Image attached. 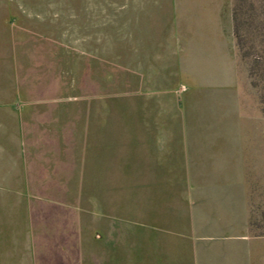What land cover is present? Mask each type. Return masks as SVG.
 Masks as SVG:
<instances>
[{
  "label": "crops",
  "instance_id": "1",
  "mask_svg": "<svg viewBox=\"0 0 264 264\" xmlns=\"http://www.w3.org/2000/svg\"><path fill=\"white\" fill-rule=\"evenodd\" d=\"M139 5L160 27L143 36L161 42L127 47L141 77L128 79L126 109L102 93L96 59L89 94L41 92L48 80L18 68L0 79V264H87L88 246L112 253L119 225L135 224L136 156L145 237L157 228L178 261L264 264L232 0Z\"/></svg>",
  "mask_w": 264,
  "mask_h": 264
},
{
  "label": "rangeland",
  "instance_id": "2",
  "mask_svg": "<svg viewBox=\"0 0 264 264\" xmlns=\"http://www.w3.org/2000/svg\"><path fill=\"white\" fill-rule=\"evenodd\" d=\"M141 2L0 0V79L5 76L9 78L18 68L24 77L48 80V84L40 86L41 92H70L76 96L89 94L94 91L91 75L96 59V71L102 79L99 85L102 93L125 96L128 90L135 87L127 84L128 79L141 77V72L127 68V47L151 45L150 41L153 40L161 42L159 38L143 36L145 32L151 34L160 27L153 12L138 13L136 9ZM85 65L88 66L86 73ZM238 66L248 145L251 233L254 237L264 236V107L258 90L251 84L248 60L239 54ZM124 96L120 98V106L126 109L128 102ZM140 151L136 150L138 153ZM138 163H141V158L136 156L133 181L135 224L119 225L118 243L112 246V253L110 244L102 246V253L100 248H96L95 252L93 246H88L90 253L87 264H225L214 260L178 261L174 253L166 252L168 246L159 244L158 229L155 227L146 229L145 237L144 225L148 228V224L141 222L143 181ZM121 183V190L125 189V182ZM177 247L185 252L188 245ZM215 256L217 258L219 255H212ZM246 264L257 262L247 261Z\"/></svg>",
  "mask_w": 264,
  "mask_h": 264
},
{
  "label": "trees",
  "instance_id": "3",
  "mask_svg": "<svg viewBox=\"0 0 264 264\" xmlns=\"http://www.w3.org/2000/svg\"><path fill=\"white\" fill-rule=\"evenodd\" d=\"M232 17L238 54L248 60L251 84L264 107V0H233Z\"/></svg>",
  "mask_w": 264,
  "mask_h": 264
}]
</instances>
